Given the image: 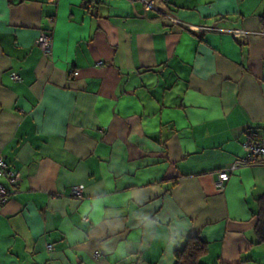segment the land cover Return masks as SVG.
I'll return each instance as SVG.
<instances>
[{
	"label": "crops",
	"instance_id": "crops-1",
	"mask_svg": "<svg viewBox=\"0 0 264 264\" xmlns=\"http://www.w3.org/2000/svg\"><path fill=\"white\" fill-rule=\"evenodd\" d=\"M155 2L0 0V264H264V157L214 185L264 131V0Z\"/></svg>",
	"mask_w": 264,
	"mask_h": 264
},
{
	"label": "built area",
	"instance_id": "built-area-1",
	"mask_svg": "<svg viewBox=\"0 0 264 264\" xmlns=\"http://www.w3.org/2000/svg\"><path fill=\"white\" fill-rule=\"evenodd\" d=\"M58 0H51V2H57ZM101 3H107L110 0H96ZM145 10H157V4L155 0H138ZM166 2L167 0H162ZM169 23L178 25L176 20L168 15L165 17ZM219 33L228 34L234 38H245L249 34L242 29H225L219 31ZM36 44L44 56L51 55L52 36L49 32H40ZM101 62L97 63V66H101ZM76 75V71L72 72ZM11 79L14 82H18L20 79L17 75L11 74ZM243 157L235 159L226 169L217 173L216 180L214 182L215 188L219 191L223 190L224 184L229 180L231 174L241 167L251 166L256 164L260 158L264 157V131L261 134H256L250 131L247 134V138L242 143ZM20 181L19 173L10 168L5 162L2 155H0V207L7 203L9 197L15 193L16 187ZM72 194L75 198L81 199L82 193L79 188H74ZM83 220H86L83 218ZM48 250L50 245L46 247Z\"/></svg>",
	"mask_w": 264,
	"mask_h": 264
},
{
	"label": "trees",
	"instance_id": "trees-1",
	"mask_svg": "<svg viewBox=\"0 0 264 264\" xmlns=\"http://www.w3.org/2000/svg\"><path fill=\"white\" fill-rule=\"evenodd\" d=\"M258 28L264 33V12L258 17ZM264 211V195L258 201L257 223L255 225V235L258 242H264V234L261 230V217ZM208 252L205 242L198 237L192 236L185 240L181 248L174 250L173 264H198Z\"/></svg>",
	"mask_w": 264,
	"mask_h": 264
},
{
	"label": "water",
	"instance_id": "water-1",
	"mask_svg": "<svg viewBox=\"0 0 264 264\" xmlns=\"http://www.w3.org/2000/svg\"><path fill=\"white\" fill-rule=\"evenodd\" d=\"M262 223H263V229H264V216H263V220H262Z\"/></svg>",
	"mask_w": 264,
	"mask_h": 264
}]
</instances>
